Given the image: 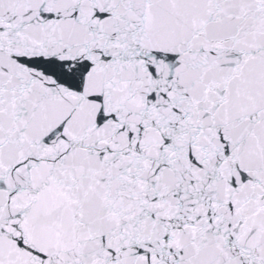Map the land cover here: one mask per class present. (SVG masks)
Instances as JSON below:
<instances>
[{"label":"snow or ice","instance_id":"obj_1","mask_svg":"<svg viewBox=\"0 0 264 264\" xmlns=\"http://www.w3.org/2000/svg\"><path fill=\"white\" fill-rule=\"evenodd\" d=\"M0 264H264V0H0Z\"/></svg>","mask_w":264,"mask_h":264}]
</instances>
